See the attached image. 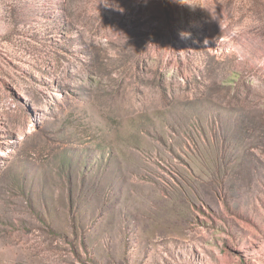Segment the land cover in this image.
Wrapping results in <instances>:
<instances>
[{"label":"rangeland","instance_id":"1","mask_svg":"<svg viewBox=\"0 0 264 264\" xmlns=\"http://www.w3.org/2000/svg\"><path fill=\"white\" fill-rule=\"evenodd\" d=\"M0 264H264V0H0Z\"/></svg>","mask_w":264,"mask_h":264}]
</instances>
